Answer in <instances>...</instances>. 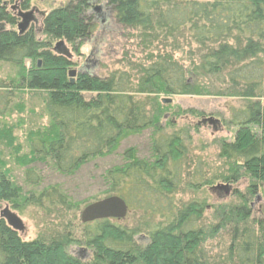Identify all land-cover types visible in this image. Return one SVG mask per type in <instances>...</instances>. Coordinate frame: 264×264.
<instances>
[{
    "label": "trees",
    "instance_id": "trees-1",
    "mask_svg": "<svg viewBox=\"0 0 264 264\" xmlns=\"http://www.w3.org/2000/svg\"><path fill=\"white\" fill-rule=\"evenodd\" d=\"M96 2H104L144 47L154 39L187 36L199 46V64L189 69L170 53H152L148 62L133 64L135 74L124 69L103 76L79 72L71 83L74 62L56 54L53 45L65 40L79 52L96 30L91 14ZM9 4L0 0V22L12 27L0 31V63L17 73L0 77V202L20 212L34 205L49 215L69 214L117 195L139 217L133 226L116 219L81 227L63 221L50 237L30 241L0 218V264H264V209L253 223L248 200L264 185V0H70L46 13L40 31L23 34L14 28L18 18ZM29 4L26 0L22 9ZM195 76L224 82L219 94L247 101L231 112L228 124L238 130L234 140H219L223 164L219 174L210 176L205 161L190 155L180 134H161L160 117L168 103L157 99L150 111L148 101L138 98L203 95L202 85L191 81ZM29 92L45 121L30 124L20 136L17 130L25 120L9 124L6 118L25 113L22 98ZM148 128L154 129L149 155H140L135 145L118 151L129 135ZM111 156L117 160L103 168L96 163ZM90 164L100 169L90 175L100 191L87 199L73 200L58 183L40 187L44 167L75 177ZM21 169L30 189L14 180ZM245 176L251 181L247 193L236 190L237 202L213 207L216 222L209 228L201 224L204 203L177 198L184 184L200 190L217 180L237 183ZM222 233L231 240L224 257L217 259L205 245ZM71 245L88 247L91 257L71 254Z\"/></svg>",
    "mask_w": 264,
    "mask_h": 264
},
{
    "label": "rangeland",
    "instance_id": "rangeland-1",
    "mask_svg": "<svg viewBox=\"0 0 264 264\" xmlns=\"http://www.w3.org/2000/svg\"><path fill=\"white\" fill-rule=\"evenodd\" d=\"M26 0H9V10L15 15L18 12L31 11L33 8L39 9L41 12L48 13L52 7H57L68 3L70 0H30L29 7L22 9V5ZM12 6L17 8L14 10ZM91 11L94 16L97 27L93 36L85 42L80 51L76 52L70 44H67L72 53V61L74 62L72 69H76L79 72H90L97 75H107L110 71L116 69H124L132 71L133 64L146 63L148 58L152 55H160L161 53H170L175 59L179 60L185 67L192 69L193 64L200 61L198 49L199 46L194 43L187 36H178L174 39H154L152 44L148 47H144L140 44L138 34L136 32H130L122 27L113 17V13L106 9L104 2H96ZM103 7V8H102ZM34 16L38 19V22H33L30 29L35 28L40 31L42 29V21L45 15H41L34 12ZM5 29L12 28L9 24H4ZM18 30L17 26L14 27ZM40 33V32H39ZM134 34L133 36H127ZM57 43L54 42L53 47ZM193 63V64H192ZM31 61L27 60L26 66L29 67ZM17 69L10 64L0 63V77L13 76L15 77ZM135 74V71H132ZM191 81L194 84H201L203 95H139L138 98H142L148 101L150 111L153 110L152 104L157 99L163 102L164 98H170L172 101L164 107V114L160 117V125L164 127L161 134L165 136L173 135L174 133L180 134L184 140V144L187 146L189 153L192 157H199L205 161L207 176L212 174H219L221 172L223 160L219 158V140H234L237 132V127L228 124L231 119V112L234 109L241 108L247 101L239 96H228L224 93L226 84L217 80H210L205 78H199L196 80L191 77ZM196 81V82H195ZM23 102L26 103L25 113L13 114L11 117H7L6 121L10 124L19 119L25 120L17 130V133L21 136L24 131L33 125L35 122L37 125L45 121L44 118L39 119L40 107L35 100V95L29 93L23 94ZM19 102V100H18ZM31 110V111H30ZM195 110L198 115H194L191 111ZM201 113V114H200ZM213 116L221 121V128L218 131H214L211 126L199 125L198 122L203 117ZM23 117V118H22ZM29 119H31L29 121ZM27 120V121H26ZM171 121V122H170ZM153 128H148L136 135H129L128 138L122 141L119 152L130 146H137L140 155H149V139L152 134ZM159 136V134L157 135ZM24 138L21 137L20 142L23 143ZM117 160V157L111 156L106 161H97L96 163L102 168L109 163H113ZM107 164V165H106ZM42 176L44 179L41 182L40 187L45 184L61 185L62 189L68 193L73 200L79 201L87 199L92 195H95L100 191V186L90 178L91 174H99L100 169H95L92 164L82 167L80 172L75 177L66 175H60L52 173L49 167H44ZM23 171L18 170L14 174V180L24 186V188L30 189L23 182ZM250 179L245 176L237 183H227L222 180H217L211 186H205L200 190H194L192 187L184 184L182 191L177 195V198L183 202L199 201L206 205V212L201 224H204L209 228L210 224L215 223L216 219L212 217V208L221 204L237 202L234 197V192L238 190L241 193H247L250 185ZM216 185H226L230 187V191L226 194L225 189L212 190L211 188ZM101 196L100 198H102ZM249 203L253 210V223L261 218L262 209H264V185H262L258 193L254 197H248ZM6 204V203H3ZM11 209L15 211L21 219L24 221L26 230L23 233H19L22 239L26 241L34 240L39 237H50L55 229H58V224L63 221L65 224L75 227L79 225L81 227V212L84 209V205H80V210L77 212L66 213V211L60 214H47L44 210L37 206H28L23 212L16 210L9 204ZM135 216V217H134ZM139 216L129 212L124 220H118L121 224H128L133 226L136 224ZM102 220V219H101ZM97 221V220H96ZM94 222V221H93ZM90 223V222H89ZM69 226V227H70ZM77 228V227H76ZM140 243H145V240L140 237ZM231 240L230 234L222 233L220 236L214 239H208L205 250L209 255L215 256L217 259L224 257L226 254L227 246H229ZM71 254L88 260L91 257L92 251L85 246L71 245L68 247Z\"/></svg>",
    "mask_w": 264,
    "mask_h": 264
},
{
    "label": "water",
    "instance_id": "water-1",
    "mask_svg": "<svg viewBox=\"0 0 264 264\" xmlns=\"http://www.w3.org/2000/svg\"><path fill=\"white\" fill-rule=\"evenodd\" d=\"M46 15L45 12L39 11L37 8H33L31 11L24 12L19 11L18 17L20 18L17 28L20 34L25 33L31 26L33 22H37V18L34 16V12ZM3 30L2 24L0 23V31ZM53 51L58 55H63L72 58V53L67 42L65 40H59L53 47ZM41 65V60L38 61V66ZM77 74L76 69H71L69 72L70 82L74 83V78ZM172 100L170 98H164L163 103H170ZM199 125L211 126L214 131H218L221 128V121L213 116L203 117L199 122ZM230 187L226 185H216L211 189H225L226 194L229 193ZM129 213V207L126 201L117 195L105 197L94 201L87 206L81 212V221L83 223H89L101 219H116L124 220ZM0 218L4 219L7 225L19 233H23L26 230V226L21 217L11 209L8 203L3 204L0 202Z\"/></svg>",
    "mask_w": 264,
    "mask_h": 264
},
{
    "label": "flooded vegetation",
    "instance_id": "flooded-vegetation-1",
    "mask_svg": "<svg viewBox=\"0 0 264 264\" xmlns=\"http://www.w3.org/2000/svg\"><path fill=\"white\" fill-rule=\"evenodd\" d=\"M12 8L15 10L17 7H16V6H12ZM17 18H18V22H19L20 18L18 17V14H17ZM37 22H38V19H37ZM37 22H36V23H37ZM0 23L2 24V28L5 29V28H4V24H5V23H3V22H0ZM29 29H30V28H29Z\"/></svg>",
    "mask_w": 264,
    "mask_h": 264
}]
</instances>
